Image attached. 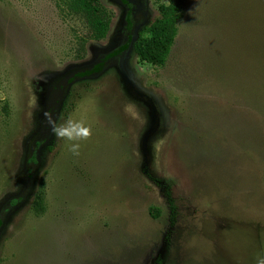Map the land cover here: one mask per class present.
Here are the masks:
<instances>
[{"label":"rangeland","instance_id":"obj_1","mask_svg":"<svg viewBox=\"0 0 264 264\" xmlns=\"http://www.w3.org/2000/svg\"><path fill=\"white\" fill-rule=\"evenodd\" d=\"M177 2L159 68L134 51L156 0H102L111 30L83 59L59 0H0V264L264 256V0ZM69 118L92 128L79 155L53 135Z\"/></svg>","mask_w":264,"mask_h":264},{"label":"trees","instance_id":"obj_2","mask_svg":"<svg viewBox=\"0 0 264 264\" xmlns=\"http://www.w3.org/2000/svg\"><path fill=\"white\" fill-rule=\"evenodd\" d=\"M159 2V17L143 28L137 36L134 51L142 64L163 68L166 66L179 33V25L183 18L180 4L177 0L169 3ZM69 15L78 17L86 26L84 36L78 37L77 58L83 59L90 41L106 39L111 30L113 13L102 3V0H59L58 5ZM8 116V106L2 108ZM37 146H40L38 143ZM166 196L172 217L177 214V207L172 199L170 188L166 186ZM16 204V201H13ZM34 210L40 214L45 211L44 192L39 190L34 199Z\"/></svg>","mask_w":264,"mask_h":264},{"label":"clouds","instance_id":"obj_3","mask_svg":"<svg viewBox=\"0 0 264 264\" xmlns=\"http://www.w3.org/2000/svg\"><path fill=\"white\" fill-rule=\"evenodd\" d=\"M53 123V135L59 139L70 141V151L74 155H79L81 147L80 142L90 140L93 132L89 125H86L83 120H74L69 118L64 124ZM257 264H264V256L258 257Z\"/></svg>","mask_w":264,"mask_h":264},{"label":"flooded vegetation","instance_id":"obj_4","mask_svg":"<svg viewBox=\"0 0 264 264\" xmlns=\"http://www.w3.org/2000/svg\"><path fill=\"white\" fill-rule=\"evenodd\" d=\"M61 92H62V90H61ZM53 96H55V98L54 97H52V100H53V102H55V100H56V95L53 93ZM52 105V104H51ZM54 105V104H53Z\"/></svg>","mask_w":264,"mask_h":264}]
</instances>
